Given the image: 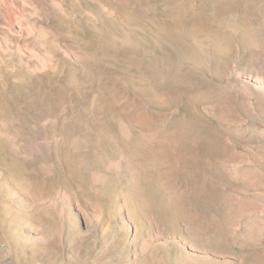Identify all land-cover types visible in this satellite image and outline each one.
I'll return each instance as SVG.
<instances>
[{"label":"rangeland","instance_id":"rangeland-1","mask_svg":"<svg viewBox=\"0 0 264 264\" xmlns=\"http://www.w3.org/2000/svg\"><path fill=\"white\" fill-rule=\"evenodd\" d=\"M24 1L0 264H264V0Z\"/></svg>","mask_w":264,"mask_h":264},{"label":"bare ground","instance_id":"bare-ground-1","mask_svg":"<svg viewBox=\"0 0 264 264\" xmlns=\"http://www.w3.org/2000/svg\"><path fill=\"white\" fill-rule=\"evenodd\" d=\"M24 2H26V0ZM22 8L24 7L20 0H0V22L12 21L14 16L20 13Z\"/></svg>","mask_w":264,"mask_h":264}]
</instances>
